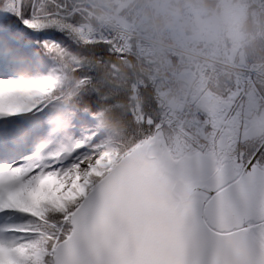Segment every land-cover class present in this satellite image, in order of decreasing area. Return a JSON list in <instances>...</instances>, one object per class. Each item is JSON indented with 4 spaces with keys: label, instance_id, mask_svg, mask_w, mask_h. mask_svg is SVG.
Returning a JSON list of instances; mask_svg holds the SVG:
<instances>
[{
    "label": "snow or ice",
    "instance_id": "obj_1",
    "mask_svg": "<svg viewBox=\"0 0 264 264\" xmlns=\"http://www.w3.org/2000/svg\"><path fill=\"white\" fill-rule=\"evenodd\" d=\"M97 7L0 0V264H264V0Z\"/></svg>",
    "mask_w": 264,
    "mask_h": 264
},
{
    "label": "clouds",
    "instance_id": "obj_2",
    "mask_svg": "<svg viewBox=\"0 0 264 264\" xmlns=\"http://www.w3.org/2000/svg\"><path fill=\"white\" fill-rule=\"evenodd\" d=\"M98 7L96 8V14L99 15L105 10V6L111 4L113 0H95ZM206 5H211L212 0H203ZM258 25L256 23H250L248 25L249 30H253ZM147 39L145 41L144 46L146 48H151L157 50L158 52H167L168 50L175 47V42L170 40L163 28L162 22L156 21L153 24L149 25L146 32ZM198 55L195 48L192 51L185 53L186 61H191L196 58ZM150 62L154 61L155 58H148ZM179 67V66H177ZM138 70L140 73L147 75L150 71L156 72L159 75H164V70L159 66L158 61L152 64V67L149 68L148 65L138 66Z\"/></svg>",
    "mask_w": 264,
    "mask_h": 264
}]
</instances>
